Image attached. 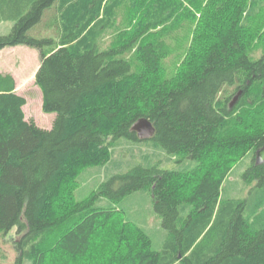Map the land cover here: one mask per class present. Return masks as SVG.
Returning a JSON list of instances; mask_svg holds the SVG:
<instances>
[{
	"label": "trees",
	"instance_id": "trees-1",
	"mask_svg": "<svg viewBox=\"0 0 264 264\" xmlns=\"http://www.w3.org/2000/svg\"><path fill=\"white\" fill-rule=\"evenodd\" d=\"M51 10L58 36H31ZM263 12L264 0H0V22L13 23L0 51L40 50L36 83L43 110L56 114L51 129L27 119L15 78L0 73V231L21 235L14 264L53 254L64 264H264V54L250 56L264 45ZM185 21L195 36L167 79L161 37ZM141 118L156 128L150 140L132 131ZM122 142L149 145L174 167L146 154L75 199L82 173L110 164ZM249 155V194L226 195ZM138 192L161 218L162 250L116 205H98Z\"/></svg>",
	"mask_w": 264,
	"mask_h": 264
},
{
	"label": "rangeland",
	"instance_id": "rangeland-1",
	"mask_svg": "<svg viewBox=\"0 0 264 264\" xmlns=\"http://www.w3.org/2000/svg\"><path fill=\"white\" fill-rule=\"evenodd\" d=\"M120 14L125 22H128L132 16L131 13L127 12V8L122 9ZM44 20L30 31V35L36 38H44L47 36L57 37L59 34V22L56 11H49L46 18L44 17ZM196 26L197 24H194L191 21H185L181 26L178 25L176 28H170L174 30L171 32L168 31V33L166 32V37H161L166 49L165 56L162 59L165 78L171 79L177 73L187 57L193 42V37L195 36ZM255 26L256 24H254V27ZM12 27V22H1L0 34H8L12 30ZM159 32L160 31H158V33ZM159 34L162 35L163 32ZM110 40L111 37L105 41V44H108ZM263 54V42L257 40L250 50V56L253 60H258ZM128 56H131V60L137 65L134 55L131 54ZM40 65L41 52L36 48L19 45L8 47L0 51V73L3 75L10 74L15 78L16 92L27 100V104L24 107L26 118L33 120L37 119L42 123V127H49L51 122L56 118V114L48 113L43 110V93L36 83V73ZM229 94L230 91H226L224 95L228 96ZM146 154H152V157L154 156L155 160L162 158L161 161L163 162L164 167H174L173 161L168 162L164 155L155 156L153 149L149 145H131L122 142L116 148L114 160L110 164L104 167H93L82 173L79 179V186L76 185L73 188L75 189V199L79 201L88 198L101 183L107 181L115 174L128 171L133 165H135V163L137 164V161L143 160V156ZM251 162L252 158L251 155H249L235 167L225 184L228 186L227 191L225 190L226 195H233L241 198L249 194L251 187L242 181L241 176ZM205 163H208V161ZM98 205H116L122 210L123 216L127 221L137 224L152 237L154 249L162 250L166 232L161 226V218L156 213L153 200L148 193H134L124 198L119 203H113L110 200L102 199L98 202ZM20 238L21 235L17 232V228L7 233L0 231V264L15 263L19 254L16 249V242ZM97 240L98 239L95 241ZM54 256L55 259H53ZM63 260L67 259L61 254H53L50 256L48 264H64ZM26 264L31 263L26 262ZM68 264H72V262L70 261Z\"/></svg>",
	"mask_w": 264,
	"mask_h": 264
},
{
	"label": "water",
	"instance_id": "water-1",
	"mask_svg": "<svg viewBox=\"0 0 264 264\" xmlns=\"http://www.w3.org/2000/svg\"><path fill=\"white\" fill-rule=\"evenodd\" d=\"M243 91H240L232 100L230 107L233 108L242 96ZM132 131L136 132L139 139L142 141H147L153 138L156 133V128L154 124L148 118L139 119L132 127ZM257 164L264 163V147L260 148L256 152Z\"/></svg>",
	"mask_w": 264,
	"mask_h": 264
},
{
	"label": "crops",
	"instance_id": "crops-1",
	"mask_svg": "<svg viewBox=\"0 0 264 264\" xmlns=\"http://www.w3.org/2000/svg\"><path fill=\"white\" fill-rule=\"evenodd\" d=\"M1 23V22H0ZM40 127L42 123H40L37 119L34 120ZM55 119L51 122L50 126L49 127H42V128H45V129H51L53 127V123H54Z\"/></svg>",
	"mask_w": 264,
	"mask_h": 264
}]
</instances>
